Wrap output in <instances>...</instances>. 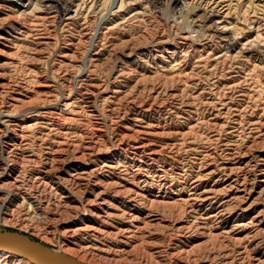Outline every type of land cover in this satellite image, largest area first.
I'll use <instances>...</instances> for the list:
<instances>
[{"label": "rangeland", "instance_id": "374dc122", "mask_svg": "<svg viewBox=\"0 0 264 264\" xmlns=\"http://www.w3.org/2000/svg\"><path fill=\"white\" fill-rule=\"evenodd\" d=\"M5 231L89 264H264V0H0Z\"/></svg>", "mask_w": 264, "mask_h": 264}, {"label": "water", "instance_id": "95a60500", "mask_svg": "<svg viewBox=\"0 0 264 264\" xmlns=\"http://www.w3.org/2000/svg\"><path fill=\"white\" fill-rule=\"evenodd\" d=\"M0 251L25 258L34 264H89L65 254H56L29 237L11 231L0 233Z\"/></svg>", "mask_w": 264, "mask_h": 264}, {"label": "bare ground", "instance_id": "6f19581e", "mask_svg": "<svg viewBox=\"0 0 264 264\" xmlns=\"http://www.w3.org/2000/svg\"><path fill=\"white\" fill-rule=\"evenodd\" d=\"M43 247V246H42ZM43 248H45V247H43Z\"/></svg>", "mask_w": 264, "mask_h": 264}]
</instances>
